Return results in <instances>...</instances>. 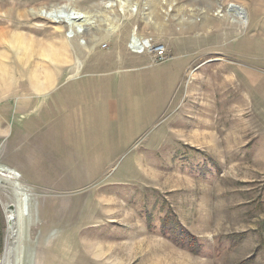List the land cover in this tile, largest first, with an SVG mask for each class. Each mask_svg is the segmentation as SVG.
Listing matches in <instances>:
<instances>
[{
  "label": "rangeland",
  "instance_id": "1",
  "mask_svg": "<svg viewBox=\"0 0 264 264\" xmlns=\"http://www.w3.org/2000/svg\"><path fill=\"white\" fill-rule=\"evenodd\" d=\"M137 1L123 13L117 0H0V166L39 160L18 172L29 214L13 224L15 180L0 175V264H264V0ZM62 5L94 19L84 35L38 14ZM134 30L170 57L116 62V76L132 75V118L88 110L67 123L78 107L67 88L42 99L44 119L17 113L34 74L59 84L108 39L132 51ZM98 68L86 77L109 70ZM24 118L37 127L19 129Z\"/></svg>",
  "mask_w": 264,
  "mask_h": 264
},
{
  "label": "crops",
  "instance_id": "2",
  "mask_svg": "<svg viewBox=\"0 0 264 264\" xmlns=\"http://www.w3.org/2000/svg\"><path fill=\"white\" fill-rule=\"evenodd\" d=\"M106 41L108 43V48L104 49L100 47L98 53H95V55L91 53L84 54L81 58V65L76 68L73 67L71 70L67 71L65 77H63L64 79H60L59 84L57 74L54 75V73L51 76L52 84L47 86L46 89H38L31 83L26 90L28 94L19 96L15 103L17 104V113H21L22 117L28 116V114L31 113L34 116L39 115L42 117L41 119H44L43 116L49 115L48 112L40 106L43 104L42 99H46L48 96L54 95L53 93L59 92L63 88H67L65 96L66 100L75 102L76 106H78L73 112L67 111L70 117L65 114L67 117V123L75 122L74 118H84L88 110L93 113L95 118H99L100 121L105 123L119 119L122 113H125L132 118L133 112L136 110V100L132 99L134 93L132 75L126 74V77L124 78V76H116L114 72H118L115 70L117 61L125 64L126 67H133L136 61L143 56L142 54H137L128 49L124 37L115 40L108 39ZM99 56H109L117 60L112 62H109L108 60L104 61ZM106 66L109 67V70L104 72V76L101 77V79L86 77L91 71H97V69H99L98 67ZM64 83L65 85L62 86ZM66 83L68 84L66 85ZM7 116H9V112L7 113ZM37 124L38 122L34 119L25 122L24 118L20 121L19 129L25 132H30L37 127ZM9 132L10 127L8 130H5L3 136L6 135L7 137ZM35 148L36 146L34 149ZM37 153L38 152L34 150L25 155L20 154V160L18 161L20 166L15 169L19 173L21 171H26L25 168L32 170L34 165L39 162Z\"/></svg>",
  "mask_w": 264,
  "mask_h": 264
},
{
  "label": "bare ground",
  "instance_id": "3",
  "mask_svg": "<svg viewBox=\"0 0 264 264\" xmlns=\"http://www.w3.org/2000/svg\"><path fill=\"white\" fill-rule=\"evenodd\" d=\"M117 1L120 2L121 11L123 13H127L129 11L131 13H136L138 11V1L137 0H134L132 2H130V0H117ZM115 4H116V2L113 1L108 5L114 6ZM233 5H235V6H233ZM230 6H231V8H229V11H230V13H232L231 16L238 22L243 21V19L245 18L243 16L244 7L241 5H237V4H231ZM38 14H40L41 16L48 18L54 22L64 23L67 27H69V35L68 36L72 39H76L77 36H79V35H84L87 31L88 26L94 22V19L86 11L78 9L77 7H74V5L73 6L62 5V6H55V7H52L50 9H41ZM80 42L82 44L85 43L84 40H82V41L80 40ZM150 42H151L150 39L141 38L137 34L136 30H134V34L131 38L130 45L132 46L133 50L138 52V51H141L144 47L150 46L151 45ZM55 53H58V51H55ZM55 53L54 54L52 53L51 56L49 54L48 56L52 57L51 59L53 61L54 60L58 61L59 55L55 54ZM44 71H45L44 80H40L42 77L39 79L40 76L38 75V73L34 74L32 76L33 82L32 81L31 82H32V84H34L33 86H36L38 89H44V88L46 89L47 86L52 84V81H51L52 80L51 76L53 74L52 71H49L48 68H45ZM30 77H31V75H30ZM32 78H31V80H32ZM238 91H240V89H238ZM229 101H231V100L229 99ZM234 101L239 102V103H244L245 101L252 103V104L258 103V102L256 103L255 100H252V99L248 100V98H242V100H240V99L237 100L234 98ZM0 175L3 177H6L8 179L15 180L14 189H15V195L17 196V203L14 204L15 205L14 207H16V210H15V212H13L12 210H9L10 215L8 218L9 222L11 224H13V222L16 219L21 221V220H23V218L26 215L29 214V202H30L29 196H30V194L27 192V190L22 185V183L19 182V173L18 172H15L11 168H5V167L0 166Z\"/></svg>",
  "mask_w": 264,
  "mask_h": 264
},
{
  "label": "built area",
  "instance_id": "4",
  "mask_svg": "<svg viewBox=\"0 0 264 264\" xmlns=\"http://www.w3.org/2000/svg\"><path fill=\"white\" fill-rule=\"evenodd\" d=\"M102 48H108V43H104L101 45ZM130 48L132 49V46L130 45ZM132 51L136 53H144L146 51L150 52L153 55L154 61L157 63L164 62L167 59H169L170 55L167 50V47L164 43H154L148 47H144L141 51H135L132 49ZM20 176V174H19Z\"/></svg>",
  "mask_w": 264,
  "mask_h": 264
},
{
  "label": "trees",
  "instance_id": "5",
  "mask_svg": "<svg viewBox=\"0 0 264 264\" xmlns=\"http://www.w3.org/2000/svg\"><path fill=\"white\" fill-rule=\"evenodd\" d=\"M183 238H184L185 240H187V243L189 244L190 248L196 250L197 242L194 241L193 238L189 237V236L187 235V233H185V234L183 235Z\"/></svg>",
  "mask_w": 264,
  "mask_h": 264
},
{
  "label": "water",
  "instance_id": "6",
  "mask_svg": "<svg viewBox=\"0 0 264 264\" xmlns=\"http://www.w3.org/2000/svg\"><path fill=\"white\" fill-rule=\"evenodd\" d=\"M233 6H235V5H233Z\"/></svg>",
  "mask_w": 264,
  "mask_h": 264
}]
</instances>
